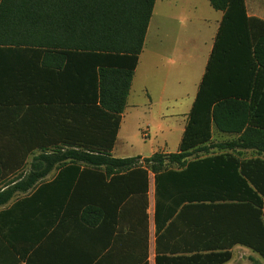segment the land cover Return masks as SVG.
I'll list each match as a JSON object with an SVG mask.
<instances>
[{
    "label": "trees",
    "instance_id": "obj_1",
    "mask_svg": "<svg viewBox=\"0 0 264 264\" xmlns=\"http://www.w3.org/2000/svg\"><path fill=\"white\" fill-rule=\"evenodd\" d=\"M155 3L0 0V46L30 54L34 91H57L45 106L33 100L15 125V145L43 153L30 173L0 188V207L31 193L0 212V264H36L34 252L51 236L63 256L86 264H149L150 173L156 264H226L237 245L264 260V160L237 153L264 137V124L249 120L264 114V20L248 16L245 0H210L224 17L179 152L112 155ZM90 75L99 96L74 99L71 85L78 76L87 87ZM214 131L239 137L215 142ZM29 156H9L0 175Z\"/></svg>",
    "mask_w": 264,
    "mask_h": 264
},
{
    "label": "crops",
    "instance_id": "obj_2",
    "mask_svg": "<svg viewBox=\"0 0 264 264\" xmlns=\"http://www.w3.org/2000/svg\"><path fill=\"white\" fill-rule=\"evenodd\" d=\"M245 2L248 16L264 20V0H245ZM223 17L224 13L214 9L210 0H156L144 50L139 57V63L134 72L127 106L122 115L116 144L112 151L113 157L131 158L141 156L142 158H148L156 153L174 154L179 152L189 116L206 73ZM10 37L3 36L1 40L10 41ZM262 55L264 56V51ZM29 57L30 54L24 49L0 46V162H9V156L12 155L25 153L32 155L41 150L35 149L27 152L25 148L16 146V141L20 137L17 134L15 125L21 117L29 113L28 109L33 100H38V97H40L42 107L47 104V99L51 95H57L56 89L48 88L45 84L44 86L40 85L37 90H33L30 81L31 62ZM47 63L54 64L56 62L50 56ZM78 79L77 76V83L71 85L74 99L99 96V88L96 87L93 76L87 82L88 86L83 88H80ZM251 92L252 96L253 91ZM257 92L264 95V83L257 88ZM262 95L257 99L258 105L261 102L264 105V96ZM249 104H251V99ZM18 111L21 113L20 117ZM254 116H249L251 123L261 122L264 124V114L259 118ZM140 122H143L144 125L141 128L139 127L138 131L143 141L150 142L148 145L150 155L137 154L131 156L128 154V148L134 145V142L138 139L133 127ZM262 129L264 132V128ZM42 134L44 135V132ZM144 134H147V137ZM216 135L227 137V139L232 137V140L239 137L237 135L219 134L214 131V139ZM44 137L47 136L44 135ZM254 142L259 147L237 150V153L241 154L243 159L259 158L264 160V137L252 136L251 143ZM27 166V161L19 169L8 163L2 169L0 187L14 185L17 180L14 177L18 173L24 172L25 176L30 173L32 164L30 169ZM57 174V170L52 171L45 180H41L40 184L52 182ZM83 185L88 187L89 184L85 183ZM155 192V176L150 173L148 191L149 264H156L157 255ZM28 194L18 193L8 205L0 207V212L10 208L17 200L29 196ZM50 238L47 242H44V246L37 249L38 253L34 260L39 264H86L80 258L75 260L63 256L60 244H56L52 236ZM235 250L239 254L250 255L251 253L256 255L248 247L237 245L232 249V259L226 264L235 261L233 260ZM254 257L249 258L254 260ZM103 264L113 263L106 260Z\"/></svg>",
    "mask_w": 264,
    "mask_h": 264
},
{
    "label": "rangeland",
    "instance_id": "obj_3",
    "mask_svg": "<svg viewBox=\"0 0 264 264\" xmlns=\"http://www.w3.org/2000/svg\"><path fill=\"white\" fill-rule=\"evenodd\" d=\"M91 75L89 76V78L91 77ZM143 125H144V123L140 122L135 127H133V130L136 131L138 139L134 142V145H132V146H130L128 148V154L131 155V156L137 155V154H142V155H145V156L150 155V152H149V149H148V145H149L150 142L149 141H143L142 136H141V134H139V131H138L139 127L141 128V127H143ZM229 140H232V137H230L228 139H227V137L226 138L225 137H220L218 135H216V137H215V142H225V141H229ZM42 153H43V150L42 151L39 150L36 153H34V154L29 156V158L27 160V165H28L27 168L28 169H30V165L32 164V161H33L34 157H37V156H39ZM219 153H221V152L218 151V150H213L209 155H214V154H219ZM209 155L208 154H200L199 157L203 158V157H206V156H209ZM242 159H243V157H242ZM22 176H25L24 172H22L21 174L18 173L14 178H20ZM30 194L31 193H29L28 195H30ZM37 253H38V251L36 249L34 254L37 255ZM237 253H238V251L235 250L234 259H233L235 261H232L231 264H261L262 262L264 263V260L256 253H255L256 255H252L251 253H250V255H245V254H242V253L241 254L238 253V256H237ZM241 255L243 256V258H242ZM236 256H237V258H236ZM252 256L253 257L255 256L254 260L249 258V257H252ZM35 262H36V264H39V262H37V261H35ZM22 264H26V263L23 262Z\"/></svg>",
    "mask_w": 264,
    "mask_h": 264
},
{
    "label": "built area",
    "instance_id": "obj_4",
    "mask_svg": "<svg viewBox=\"0 0 264 264\" xmlns=\"http://www.w3.org/2000/svg\"><path fill=\"white\" fill-rule=\"evenodd\" d=\"M145 135V137H147V134H144Z\"/></svg>",
    "mask_w": 264,
    "mask_h": 264
}]
</instances>
